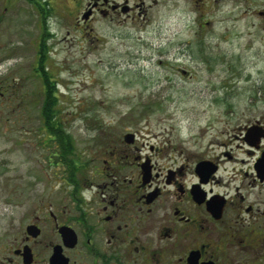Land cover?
<instances>
[{
  "label": "flooded vegetation",
  "instance_id": "af4514ba",
  "mask_svg": "<svg viewBox=\"0 0 264 264\" xmlns=\"http://www.w3.org/2000/svg\"><path fill=\"white\" fill-rule=\"evenodd\" d=\"M247 2L37 0L36 12L46 28L48 19L59 15L55 22L80 30L84 40L101 24L141 30L159 12L191 15L197 37L187 45L207 48L219 47L229 31L228 25L220 31L219 41L213 29L201 32L214 21L204 20L207 9L230 15L235 23L247 17ZM45 55L39 53V62ZM179 58L161 62L169 66ZM42 68L46 93L51 80ZM0 92L1 103L8 93L5 79ZM239 120L218 128L212 123L184 137L186 148L141 142L137 131L114 132L94 145L89 157L63 147L64 140L48 130L52 135L42 144L54 168L44 181L40 176L42 184L16 192L20 198L27 194L24 200L6 202L0 264H264V114ZM208 133L207 140L192 137Z\"/></svg>",
  "mask_w": 264,
  "mask_h": 264
},
{
  "label": "rangeland",
  "instance_id": "374dc122",
  "mask_svg": "<svg viewBox=\"0 0 264 264\" xmlns=\"http://www.w3.org/2000/svg\"><path fill=\"white\" fill-rule=\"evenodd\" d=\"M247 6V17L235 23L207 9L204 20L214 21L201 32L213 29L219 41L228 25L223 34L228 39L219 47L197 48L187 45L197 37L191 15L159 12L141 30L101 24L84 40L80 30L56 23L59 15L46 28L37 0H0V82L5 79L8 89L0 103V227L6 202L24 200L27 194L20 198L16 192L42 184L54 168L42 144L50 132L42 116L41 64L56 85L59 118L74 138L76 154L89 157L94 145L128 130L137 131L141 142L186 148L184 137L212 123L218 128L220 122L264 114V0H248ZM161 32L167 33L161 38ZM42 51L46 59L40 63ZM174 56L178 62H161ZM178 66L190 75L177 72ZM198 135L192 137L212 136Z\"/></svg>",
  "mask_w": 264,
  "mask_h": 264
},
{
  "label": "trees",
  "instance_id": "16d2710c",
  "mask_svg": "<svg viewBox=\"0 0 264 264\" xmlns=\"http://www.w3.org/2000/svg\"><path fill=\"white\" fill-rule=\"evenodd\" d=\"M45 59L42 60V62ZM41 63V62H40ZM44 68V65L41 64ZM42 68V69H43ZM48 74V72H47ZM58 94L56 90V85L50 81V85L47 84V90L43 98L42 104V116L47 129L53 132L58 138L63 139L61 143L63 147H70L73 149V136L68 132L65 122L59 118V107H58ZM72 152V151H71Z\"/></svg>",
  "mask_w": 264,
  "mask_h": 264
},
{
  "label": "water",
  "instance_id": "95a60500",
  "mask_svg": "<svg viewBox=\"0 0 264 264\" xmlns=\"http://www.w3.org/2000/svg\"><path fill=\"white\" fill-rule=\"evenodd\" d=\"M0 95H1V92H0ZM127 136H130V137H133L132 135L128 134Z\"/></svg>",
  "mask_w": 264,
  "mask_h": 264
}]
</instances>
